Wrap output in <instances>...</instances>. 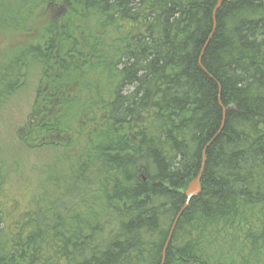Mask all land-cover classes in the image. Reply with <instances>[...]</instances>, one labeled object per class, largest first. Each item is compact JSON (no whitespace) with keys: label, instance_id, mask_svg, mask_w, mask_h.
<instances>
[{"label":"trees","instance_id":"1","mask_svg":"<svg viewBox=\"0 0 264 264\" xmlns=\"http://www.w3.org/2000/svg\"><path fill=\"white\" fill-rule=\"evenodd\" d=\"M217 1L0 0V264H161L203 153L163 264H264V0Z\"/></svg>","mask_w":264,"mask_h":264},{"label":"rangeland","instance_id":"2","mask_svg":"<svg viewBox=\"0 0 264 264\" xmlns=\"http://www.w3.org/2000/svg\"><path fill=\"white\" fill-rule=\"evenodd\" d=\"M3 38H0V52L5 46L2 44ZM33 94L28 90L23 89L18 95L17 99L10 100L3 106H0V156L13 158L16 150L23 147L19 144L17 138L18 129L25 124L27 115L30 111V102ZM24 148V147H23ZM48 152L35 154H23V157H28L30 162L44 160L47 158ZM9 158V159H10Z\"/></svg>","mask_w":264,"mask_h":264},{"label":"water","instance_id":"3","mask_svg":"<svg viewBox=\"0 0 264 264\" xmlns=\"http://www.w3.org/2000/svg\"><path fill=\"white\" fill-rule=\"evenodd\" d=\"M230 0H218L217 1V4L213 10V28L215 26V19H214V14L216 12V10L219 8V6L221 5L222 2H228ZM223 109V108H222ZM223 112H224V109H223ZM224 116V114H223ZM203 164H204V159H203ZM203 164H202V167H201V170L199 172V174L197 175V177L188 185L187 187V190L185 191V196L187 198L186 200V203L183 205V208L179 211V213L176 215L175 219H174V222L169 230V233H168V237H167V240L165 242V245H164V248H163V254H162V262L161 264H163V261H164V256H165V253L164 251L166 250V247L169 243V240L172 236V233H173V230H174V227H175V224L178 220V217L180 215V213L182 212L183 209H185L189 199H191L192 197L196 196L197 194L200 193V190H201V186H200V178H201V174H202V171H203Z\"/></svg>","mask_w":264,"mask_h":264},{"label":"bare ground","instance_id":"4","mask_svg":"<svg viewBox=\"0 0 264 264\" xmlns=\"http://www.w3.org/2000/svg\"><path fill=\"white\" fill-rule=\"evenodd\" d=\"M203 159H204V162H205V153H203L201 167H202V164H203ZM201 167H200V170H201ZM203 167H204V164H203ZM200 170H199V172H200ZM199 172H198V174H199ZM202 172H203V171H202ZM198 174H197V175H198ZM196 177H197V176H196ZM196 177H195V178H196ZM200 179H201V178H200ZM192 181H193V180H192ZM192 181H191V182H192ZM191 182H190V183H191ZM190 183H189V184H190ZM186 190H187V189H186ZM200 191H201V190H200ZM197 195H198V194H197ZM197 195H196V196H197ZM194 197H195V196H194ZM192 198H193V197H192ZM186 200H187V198H186ZM189 200H190V199H189ZM188 202H189V201H188ZM185 203H186V201H185ZM187 204H188V203H187ZM186 206H187V205H186ZM182 208H183V206H182ZM182 208H181V209H182ZM181 209H180V210H181ZM178 213H179V212H178ZM178 218H179V217H178ZM175 225H176V224H175ZM172 234H173V233H172ZM171 237H172V236H171ZM170 239H171V238H170ZM169 241H170V240H169ZM166 248H167V247H166ZM164 253H165V251H164ZM162 254H163V253H162ZM161 262H162V261H161Z\"/></svg>","mask_w":264,"mask_h":264}]
</instances>
